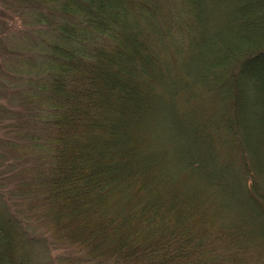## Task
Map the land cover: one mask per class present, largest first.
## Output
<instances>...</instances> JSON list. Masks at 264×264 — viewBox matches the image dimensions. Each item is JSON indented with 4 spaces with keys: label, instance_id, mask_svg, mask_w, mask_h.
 Segmentation results:
<instances>
[{
    "label": "trees",
    "instance_id": "1",
    "mask_svg": "<svg viewBox=\"0 0 264 264\" xmlns=\"http://www.w3.org/2000/svg\"><path fill=\"white\" fill-rule=\"evenodd\" d=\"M50 1L34 191L57 240L94 264H264V0ZM0 264H34L5 224Z\"/></svg>",
    "mask_w": 264,
    "mask_h": 264
},
{
    "label": "rangeland",
    "instance_id": "2",
    "mask_svg": "<svg viewBox=\"0 0 264 264\" xmlns=\"http://www.w3.org/2000/svg\"><path fill=\"white\" fill-rule=\"evenodd\" d=\"M50 4L0 0V224L23 236L34 264H94L84 257L87 248L57 240L59 230L34 191L49 130L45 40L55 17ZM200 98L190 104L200 116L216 118L221 103ZM204 105L208 110L200 112Z\"/></svg>",
    "mask_w": 264,
    "mask_h": 264
}]
</instances>
